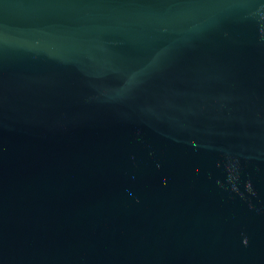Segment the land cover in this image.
Segmentation results:
<instances>
[{
	"label": "water",
	"instance_id": "obj_1",
	"mask_svg": "<svg viewBox=\"0 0 264 264\" xmlns=\"http://www.w3.org/2000/svg\"><path fill=\"white\" fill-rule=\"evenodd\" d=\"M0 264H264V0H0Z\"/></svg>",
	"mask_w": 264,
	"mask_h": 264
}]
</instances>
